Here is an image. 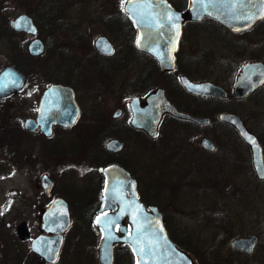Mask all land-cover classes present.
Returning a JSON list of instances; mask_svg holds the SVG:
<instances>
[{
	"label": "rangeland",
	"instance_id": "1",
	"mask_svg": "<svg viewBox=\"0 0 264 264\" xmlns=\"http://www.w3.org/2000/svg\"><path fill=\"white\" fill-rule=\"evenodd\" d=\"M171 1L176 6H183L186 2ZM124 2L0 0L2 26L11 25L22 13H29L38 25L39 36L48 43V51L44 55L33 57L28 52L31 35H14L6 28L0 30V69L8 64H19L30 78L28 88L8 100H0V264H44L42 258L31 252V242L18 238L16 226L25 221L33 236L43 233L41 216L48 199L43 195L40 179L46 169L64 192L58 194H65L73 204V223L65 234L64 250L58 264H101L99 246L102 237L93 231V218L90 221L83 214L85 207L76 203L80 197L88 198L95 183L84 182L80 178L83 176L82 169L61 170L52 156L47 157L45 147L48 142L26 134L24 122L28 117L35 116L38 98L46 85L45 74L40 72L53 69L69 77L68 59L65 55L58 56L61 47L66 45L82 57H87L90 49L94 48L95 40L102 35L116 44V54L105 63L111 65L110 69L124 70L125 81L121 85L124 89L120 86L119 95L110 89L109 95L101 96L103 101L92 111L79 88V99L85 107L82 118H110L123 101L135 95L137 90L131 81L139 58L128 43L132 32L124 23ZM108 23H111L110 27ZM261 29L260 26L253 32L232 35L223 26L208 21L187 25L185 55L192 57L195 71H198L191 73L190 78L217 83L231 92L242 64L261 60V56L264 58V31L261 33ZM82 37L85 38L83 42ZM77 38H81L79 43L82 42L83 47L75 46L73 41ZM120 60L123 61L121 65ZM50 63L54 68L47 66ZM75 69L77 71H73L80 76L88 77L86 84L90 87L96 85L90 71H100L103 66L94 59L90 66L87 62L78 61ZM192 100L189 97L186 105ZM196 103L194 108L187 107L211 117L214 125L199 131L173 132L171 144L178 156L171 159L168 168L153 166L151 143L138 140V135L134 133H120L125 148L116 156L131 162L128 164L140 176L145 199L163 210L175 238L184 243L183 248L198 264H264V182L257 179L250 167H241L236 176L233 171L236 155L232 146L234 131L218 120L222 111L238 113L261 137L264 146V87L243 100L229 96L225 100L205 98ZM121 121L124 120L114 122L118 124ZM200 133L218 142L214 153H205V163L201 167L196 162H189L191 155H202V151L192 143L194 136ZM116 136L119 135L106 133L101 139H94L95 154L90 166L93 170L106 159V142ZM66 140H60V144L68 145ZM252 235L258 237L252 252L233 248L235 239Z\"/></svg>",
	"mask_w": 264,
	"mask_h": 264
},
{
	"label": "water",
	"instance_id": "2",
	"mask_svg": "<svg viewBox=\"0 0 264 264\" xmlns=\"http://www.w3.org/2000/svg\"><path fill=\"white\" fill-rule=\"evenodd\" d=\"M124 12L137 30L136 46L155 57L162 70H172L175 68L183 26L187 21H200L211 17L233 32L247 30L264 18V0H188L185 10L177 9L169 0H126ZM12 27L17 32H25L31 36L38 34V27L28 13L17 16L12 22ZM96 46L108 54L113 52V45L105 36L97 39ZM28 51L32 56L41 55L44 52L43 40L38 36L34 37L29 43ZM263 78L262 62L245 64L235 94L239 97L246 96ZM27 82L28 77L24 71L13 64L5 65L0 70V99H7L22 91ZM187 87L203 96H227L223 87L211 81L188 82ZM152 97L135 96L131 101L132 125L145 130L149 135L156 136L161 119L167 112L200 125L211 123L210 117H198L177 110L166 98L164 90H158L156 97ZM78 117L79 106L74 90L69 86L53 84L44 93L37 119H27L24 128L32 131L41 124L45 134L49 135L51 123L71 125ZM219 119L233 125L251 146L255 170L258 176L264 179V153L259 138L235 113L223 112ZM209 143V139L204 141L207 146ZM122 147L123 142L116 139L106 144L110 151H119ZM100 171L105 174L104 197L99 210L101 215L97 218V224L102 230L99 247L101 264H114V248L117 244L130 246L136 258L135 264H198L186 250L170 238L161 210L154 205L148 208L140 200L137 180L127 169L113 165L101 167ZM41 185L45 193L50 192L53 181L47 173L42 175ZM109 210L115 212L105 213ZM127 218L128 224L125 223ZM71 225L69 202L59 197L51 202L43 213V233L32 237L27 223L22 221L16 226V234L22 241L31 240V251L45 263L55 264L60 260L65 233ZM117 226H120L119 232ZM257 242L258 237L252 235L235 239L232 246L239 251L252 252Z\"/></svg>",
	"mask_w": 264,
	"mask_h": 264
},
{
	"label": "flooded vegetation",
	"instance_id": "3",
	"mask_svg": "<svg viewBox=\"0 0 264 264\" xmlns=\"http://www.w3.org/2000/svg\"><path fill=\"white\" fill-rule=\"evenodd\" d=\"M123 10H124V6H123ZM204 21H208L210 23H213L214 25L215 24L221 25L224 28H226L232 35L242 34L246 32H253L254 29H257L260 26L262 27L261 33L264 31V18L258 20L249 29L239 31V32H233L230 29H228L224 24L219 23L218 21L214 20L213 18H209V17H205L200 21H191V20L187 21L183 26V35L181 38L180 47L178 51L176 52L175 68L172 70H162L159 65V62L157 61L155 57H153L152 55L146 52H143L136 46L137 30L135 29V27L132 26L131 28L132 34H131V37H129L128 43H129V46H132V49H133L132 51L135 54H137L138 55L137 57L139 58L137 62L138 64H137V70L135 71V76L132 77V81H131L132 83L135 84L137 92L135 93V95L129 98L128 101H123V103L120 104L119 107H117V109L113 112L112 117L110 118L106 116L104 117L102 116L100 118H94V117L82 118L84 111H85V107L83 105V101L82 102L80 101L79 93H78V89L81 88L84 94V100H86L87 107L88 106L91 107V110L94 111L95 106H99L100 103L103 101V98L100 99L101 96L107 97L109 95L110 89H113L112 91L115 92L116 95H119L120 91L122 90L121 87L123 88V86L121 85L125 81L124 80V73H125L124 70L110 69L109 67H111V65L105 63L106 60H109L116 54V50H117L116 44H114L107 36L105 37H107L110 40L111 44L113 45L112 46L113 52H111L110 54L103 52L97 48L96 41L101 36H99L95 40L93 44L94 48L90 49L91 53L87 57H82L80 53L78 54L72 48L66 47V45L64 47H61L58 56L65 55V58L68 59L67 60L68 62H66V66L67 68H69L68 78L64 77L65 74L60 73L57 70L53 71V69L52 71H49V72L45 70H42V73L40 72V74H45L44 76L46 78V85L44 86L41 92V95L38 98V102H37L36 110H35L36 111L35 116L28 117L27 119L29 118H32L35 120L37 119L39 106L41 104V100L44 96V93L46 89L49 88L53 84H61V85L69 86L74 90L75 99L79 106V117L76 120V122L71 125H63L58 122L51 123L49 135L45 134L41 124H39L37 128L32 131L25 129V133L28 135H35L42 141H45L46 143L48 142L47 146L45 147V151L48 154L47 157H49V155L52 156L53 159L57 162V165L60 166L61 170L63 169L64 171L65 169L75 168L76 171H79L82 169L83 176L80 178L84 182H94L95 183V187L91 189V193L88 196V198H85L83 196V197H80L79 200L77 201L75 200L76 203H81V205L85 207L83 214H85L86 218H90V219L93 218L94 223H96L97 218L100 215L99 210L102 206L103 197H104L105 174L104 172L100 171L101 167L107 168L113 165H120L124 167L125 169H127L130 172L131 176L137 180V188L140 193V200L148 208L152 205H155V204H149L148 199H145L146 194L144 193L145 195L144 196L142 193L140 176L138 174L136 175L135 174L136 171L134 170V168H131L128 164L131 162L126 158L119 159V157L116 156L119 153H121L125 148V142L120 138L122 136L120 135V133H134L138 135L137 136L139 137L138 140H143L144 142L151 143V146H152L151 156L153 160V166L160 167V168H168L171 159L174 156H178V153L174 152V149L172 148V144H171V137H172L173 132L182 131L183 133H186L189 131V129L191 130L195 129L199 131V129L214 125L213 119L211 117H210L211 118L210 124L200 125L197 122L183 119V118L173 115L172 113L167 112L163 115L161 119L156 136L149 135L145 130L137 129L132 125L133 110L131 107V101L135 96L146 98L147 96L152 95L153 96L152 98H155L158 90H164V94L166 98L177 110L192 114L194 116L203 117L204 115L201 114V112L196 111L195 109H190L187 106L189 105L190 107L194 108L196 107V104H197L196 101H201V100H204L205 98H212L217 101H220V100L227 99L229 96H232L236 100H243L249 97L250 95H252L253 93H255L256 91H258L259 89H261L262 87H264V78H263L262 82H260L246 96L239 97L235 94V90L238 87V84L241 82V76H242V72H243V68L245 64L255 63V62H262L264 64V58L261 56L260 57L261 60H251V61H247L242 64L235 78V81L233 83L232 91L230 92L225 89L227 92V96L224 98L213 97V96H203V95L194 93L188 89L187 87L188 82L201 83L205 81H197V80H193L192 78H190L192 76L190 75L191 73L196 74V72L198 71L197 70L195 71L196 67L193 65L192 57L185 55L186 53L185 51H187L186 47L184 46L186 28H187V25L189 24H200ZM107 25L108 27H110L111 23H108ZM113 27L115 29V24L113 25ZM17 33L20 34L22 32H17ZM82 38H83L82 40L83 42L85 38L84 37ZM80 39L81 38H77L75 41H73L75 46L76 45L80 47L84 46L83 44H81L82 42L79 43ZM43 42H44V52L38 57L44 55L46 51H48L47 41L43 40ZM122 49H125V47H123ZM22 52L23 51H21L20 53ZM93 54L96 55L97 57H95ZM72 58H74V61ZM94 59H96L97 62L103 66V69L100 71H95V72L90 71L92 73V79L96 83V85H91L89 87L86 84L88 77L80 76L78 72H76L77 70L75 69V67L77 66L78 61H80L81 63L87 62L88 66H90L92 63H94ZM122 62L123 61L120 60L119 65H121ZM47 66L54 68V65L52 66L51 63L47 64ZM73 70H76V71H73ZM52 73H55V74H52ZM26 75L28 77V82H27V85L25 86V89L28 88V86L30 85V78L27 72H26ZM189 97L193 99L192 100L193 102H191V104L188 103V105H186ZM232 113H235V112H232ZM235 114L239 115L238 113H235ZM219 116H218V120L220 121ZM239 116L243 119L247 128L259 138L263 146L261 137L251 129L247 121L241 115ZM118 120H124V121H121L118 124L114 122ZM221 123L225 126L227 125L234 131L235 139L233 141L232 146L236 150V153H235L236 155L233 159V167H234L233 171L236 173V176L238 175L241 167L242 168L250 167L254 171L257 179L261 182H264V179H261L255 170L251 146L242 138V136L239 134V132L233 125L220 121V124ZM106 133L119 135V136L110 138L106 142V144L109 141L116 139V140L123 142V147L119 151H110L106 148V144H105L104 154H106L105 160H107L108 163L106 165H100L99 167H97L96 170H93L94 168L90 167L92 165L91 162L95 154V150H94L95 148L92 142L94 141V139L98 140L100 137H102V135ZM63 139H67L66 143L68 145L60 144L61 143L60 140L62 141ZM206 139L210 140V143L208 144V146L204 144V141ZM192 141H193L192 142L193 146L194 144H196L195 146L196 149L199 151H202L201 152L202 155H199V156L191 155L189 162H192V161L194 163L196 162L199 164L198 166L201 167L205 163L203 160L205 153L206 154L214 153L216 149H218V142L215 138L206 136L204 133L195 135ZM263 153H264V146H263ZM89 156H92L91 160ZM87 169L89 170L87 171ZM92 170L95 171L96 178ZM45 173H47L51 177L53 181V185H52L50 192L48 193L44 192L43 187L41 185L43 195L46 196V199H48L47 204L43 209L42 216H43L44 211L48 207V205L59 197L66 199L72 205L71 201L67 199L68 197L65 194H61V195L58 194V193H64V192L63 191L61 192V188L57 186L55 178H53V176L51 175L48 169L44 170V172L41 174V177ZM182 182L184 181H181V183ZM40 184H41V179H40ZM154 193L155 192H153L152 194L154 195ZM128 196H129V193H128ZM155 197H157V194H155ZM117 205H118L117 206V209H118L119 204ZM113 212L115 211L109 210L105 213H113ZM161 212L163 214L164 219L166 220L165 213L163 212L162 209H161ZM125 223L128 224V218L125 220ZM95 226H93V231L97 235L102 236V231L96 228ZM119 227L120 226H117V231H119ZM129 228H130V225H129Z\"/></svg>",
	"mask_w": 264,
	"mask_h": 264
},
{
	"label": "trees",
	"instance_id": "4",
	"mask_svg": "<svg viewBox=\"0 0 264 264\" xmlns=\"http://www.w3.org/2000/svg\"><path fill=\"white\" fill-rule=\"evenodd\" d=\"M176 5V4H175ZM185 6V4L183 5V6H178L177 5V7L179 8H183ZM124 23L131 29L132 28V25H131V23H130V21H129V19L124 15ZM2 24H3V21L0 19V30H4L5 28L7 29V30H9V33H12V34H14V35H18V33H16L13 29H12V26L10 25V23H7L6 24V26H2ZM19 67H21V68H23L22 66H20L19 64H17ZM214 101H215V99H214ZM108 163V161L107 160H104V161H102V162H100V164H99V166L100 165H106ZM1 165V164H0ZM73 205V204H72ZM90 221H91V219H90ZM165 224H166V226H167V228H168V232H169V234H170V236H171V238L180 246V247H182L183 248V245H184V243H182L181 241H178L176 238H175V236H174V234H173V232H172V230L170 229V227H169V222H168V220L166 219L165 220ZM183 249H185V248H183ZM134 261H135V259H134V255H133V253H132V251H131V249H130V247L128 246V245H123V246H118V247H116L115 248V257H114V264H133L134 263Z\"/></svg>",
	"mask_w": 264,
	"mask_h": 264
}]
</instances>
